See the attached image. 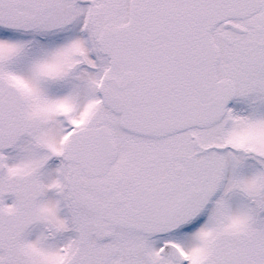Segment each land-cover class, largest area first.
I'll return each instance as SVG.
<instances>
[{
  "label": "snow or ice",
  "instance_id": "1",
  "mask_svg": "<svg viewBox=\"0 0 264 264\" xmlns=\"http://www.w3.org/2000/svg\"><path fill=\"white\" fill-rule=\"evenodd\" d=\"M0 264H264V0H0Z\"/></svg>",
  "mask_w": 264,
  "mask_h": 264
}]
</instances>
